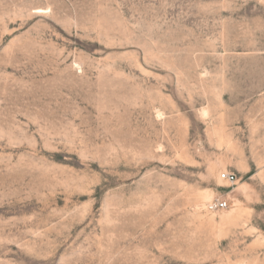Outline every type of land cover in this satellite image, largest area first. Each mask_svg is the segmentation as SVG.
I'll return each mask as SVG.
<instances>
[{
	"label": "rangeland",
	"instance_id": "rangeland-1",
	"mask_svg": "<svg viewBox=\"0 0 264 264\" xmlns=\"http://www.w3.org/2000/svg\"><path fill=\"white\" fill-rule=\"evenodd\" d=\"M0 264H264V0H0Z\"/></svg>",
	"mask_w": 264,
	"mask_h": 264
},
{
	"label": "built area",
	"instance_id": "built-area-1",
	"mask_svg": "<svg viewBox=\"0 0 264 264\" xmlns=\"http://www.w3.org/2000/svg\"><path fill=\"white\" fill-rule=\"evenodd\" d=\"M220 177L231 183L236 181V174L233 172H223L220 175ZM228 207H229L228 200L221 196H217L216 198L212 199L206 204V209L211 212H214L217 210H224V209H227Z\"/></svg>",
	"mask_w": 264,
	"mask_h": 264
}]
</instances>
